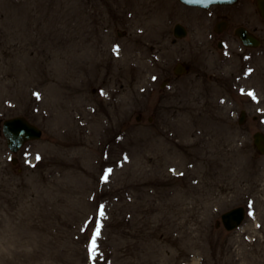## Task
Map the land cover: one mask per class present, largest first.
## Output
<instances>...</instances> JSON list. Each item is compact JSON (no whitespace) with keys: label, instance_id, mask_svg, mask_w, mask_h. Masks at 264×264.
Listing matches in <instances>:
<instances>
[{"label":"rangeland","instance_id":"rangeland-1","mask_svg":"<svg viewBox=\"0 0 264 264\" xmlns=\"http://www.w3.org/2000/svg\"><path fill=\"white\" fill-rule=\"evenodd\" d=\"M190 11L0 0V127L42 131L17 154L0 131V264H264V22L255 0ZM236 207L241 227H216Z\"/></svg>","mask_w":264,"mask_h":264},{"label":"water","instance_id":"water-1","mask_svg":"<svg viewBox=\"0 0 264 264\" xmlns=\"http://www.w3.org/2000/svg\"><path fill=\"white\" fill-rule=\"evenodd\" d=\"M183 3L192 6L208 7L212 4H231L235 0H181ZM258 10L261 17L264 19V0L257 1ZM237 35L247 45H254L257 43L254 39L247 37V33L243 30H237ZM242 122V119H241ZM2 134L6 139L7 147L12 152H17L26 142L37 140L41 136V131L31 125L24 118H13L4 121L2 126ZM255 146L260 153H264V137L261 134H255ZM243 208L233 209L221 216L224 227L227 230H233L244 219Z\"/></svg>","mask_w":264,"mask_h":264},{"label":"snow or ice","instance_id":"snow-or-ice-1","mask_svg":"<svg viewBox=\"0 0 264 264\" xmlns=\"http://www.w3.org/2000/svg\"><path fill=\"white\" fill-rule=\"evenodd\" d=\"M103 94V93H102ZM251 95V93L249 94ZM40 158L37 157V160H39ZM105 179H107V173L105 174ZM101 215H103V211H101ZM99 235V225H97V232L95 233V236H98ZM95 236L93 238V241H92V251L95 252V248H96V240H95Z\"/></svg>","mask_w":264,"mask_h":264},{"label":"flooded vegetation","instance_id":"flooded-vegetation-1","mask_svg":"<svg viewBox=\"0 0 264 264\" xmlns=\"http://www.w3.org/2000/svg\"><path fill=\"white\" fill-rule=\"evenodd\" d=\"M192 15V14H191ZM225 19V17L223 15L219 16L217 21L214 22L215 26H217L218 23L220 22H224L223 20ZM220 27H216V29H219ZM255 35L259 36L257 31L255 29L251 30Z\"/></svg>","mask_w":264,"mask_h":264}]
</instances>
